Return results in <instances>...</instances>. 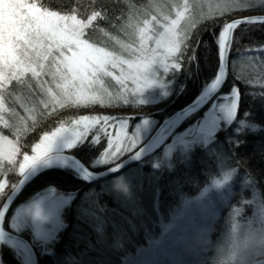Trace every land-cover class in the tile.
<instances>
[{
	"label": "trees",
	"instance_id": "trees-1",
	"mask_svg": "<svg viewBox=\"0 0 264 264\" xmlns=\"http://www.w3.org/2000/svg\"><path fill=\"white\" fill-rule=\"evenodd\" d=\"M31 1L61 15L75 14L78 19H86L93 11L100 12L101 15L85 30V38L94 46L122 55L127 53L125 47L136 43L138 30L144 23L168 22L187 3L181 27L187 30L189 39L184 48L182 46V66L178 64L176 69L168 70L158 68V78L165 84L167 94L156 104L157 113L150 116L156 120V126L189 104L216 78L222 26L238 15L264 12V0H248L246 8L233 9L223 15L216 11L218 0H204L209 6L208 11L196 4V0ZM262 45L264 22L242 24L235 29L229 53V74L221 91L189 115L156 152L134 165L141 168L140 175L133 181L138 184L134 191L135 204H122L98 185L120 176L133 166L95 183L81 178L67 166L51 167L38 174L21 192L5 214L3 227L16 232L10 224L13 211L21 203L37 198L44 190L74 195V203H79L80 207L82 196L94 187L95 194L87 197L91 201L92 216L89 220L82 219L77 206L76 210L74 206L65 212L68 225L48 243L33 240L29 229L16 232L31 242L38 264H128L130 261L132 264H206V256L194 243L199 231L200 235L215 240L225 215L230 214L233 208L243 206V199H256V204L244 207L246 214L252 213L264 200V61L252 52ZM247 59L253 63L251 67L244 68L242 64ZM24 80L27 82L25 85L12 81L0 89L5 99L4 121L14 126L6 128L0 122V135L17 139L25 154L31 153L44 134L51 133L60 125L71 126L79 117L90 116L103 106L93 103L54 104L30 74ZM27 84L31 85V95ZM233 104H238V109L234 110ZM222 106L229 108L227 113L220 114ZM9 109H14V112ZM126 119L130 122L131 132L132 125L140 117ZM205 120L208 125L204 135L209 139L190 147L186 160L182 161L175 153L171 167L165 163L158 164L157 168L150 166V159L154 158V161L160 156L174 135L186 128L203 127ZM96 135L99 133L91 130L64 151L76 156L93 171L114 165L129 154L95 164L107 147V137L101 133V141L97 143ZM19 158L15 163L0 160V181L17 183L21 177ZM227 173H233L234 177L216 194L211 193L213 196L208 195L210 198L197 201L189 200L191 204L183 206L184 198L197 197L212 179ZM154 174L157 181L152 193H148L153 199H149L144 195L154 182L150 177ZM207 200L217 203L213 204L211 211ZM180 206L184 207L182 214ZM201 210L203 212L200 213ZM207 210L212 219L207 217ZM197 213L201 217L194 222L192 219ZM99 219L105 221V226H102L107 235L116 232L113 237H117L119 248L115 247V239L114 244L108 247L101 244L100 233L94 230ZM168 221L173 222V228L163 230L164 234H151L152 225L160 227L159 224H167ZM0 264H26L25 254L17 246L0 240Z\"/></svg>",
	"mask_w": 264,
	"mask_h": 264
},
{
	"label": "snow or ice",
	"instance_id": "snow-or-ice-1",
	"mask_svg": "<svg viewBox=\"0 0 264 264\" xmlns=\"http://www.w3.org/2000/svg\"><path fill=\"white\" fill-rule=\"evenodd\" d=\"M247 2L248 0H218L216 11L223 15L232 12L233 9H244L247 7ZM187 7L185 3V11ZM100 15V12L93 11L86 19H78L75 14L61 15L59 12L49 11L43 5L30 3L29 0H0V89L4 88L5 82L16 81L25 85L27 82L24 77L30 74V78L38 82L40 90L49 95L54 104L81 102L103 104L105 98L110 104L113 100L127 103L128 99L122 93L113 96L105 86V77L113 76L114 70L119 69L120 74L115 76V79L121 89L126 91V81L129 79L137 85L142 79L146 83V73L154 64L159 63L166 70L176 69L178 64L182 66L180 63L182 50L189 39L187 30L181 27L184 12L178 11L176 18L164 25V32L157 40L158 47L164 50L160 55H156L155 50L144 46L145 40L152 39L147 35V31L151 29L140 30L141 43L137 50L140 55L136 61L125 60L114 52L95 47L88 42L85 38V30ZM155 19L153 17V20ZM249 22L264 21L235 20L224 24L222 26L224 34L220 38L221 45L225 43L224 37L228 32H232L240 23ZM44 77L51 79L45 80ZM45 85H54L55 91L51 86L45 87ZM27 87L31 95V85L27 84ZM140 90L142 89H136L137 92ZM232 108L238 109V104H233ZM4 111L5 99L0 92V122H3L6 128L14 127L4 121L2 115ZM9 111L14 112V109ZM96 125H99L96 130L99 135L95 136L97 143L101 141V133L107 137V147L102 152L105 159L115 160L122 153L126 154L130 150L137 149L138 145L134 137L129 136L125 131L128 125L121 117H82L71 130L74 135L81 136L89 133ZM109 127L118 128L114 137L108 131ZM68 131L67 128H59L50 137L45 135L43 147L37 145L33 149L35 155L30 157L25 154L23 163L19 165L21 177L27 169L48 155L57 137ZM4 144L9 148L6 153L3 149ZM17 152L18 148L6 136L0 135V153L7 156L9 163H15L13 157ZM228 178L226 176L224 181H217V185L227 182ZM14 188L15 185L12 186V191ZM3 189L4 184L0 183V194L3 193ZM241 204L243 206L233 208V212H242L244 207L256 204V199H243ZM2 218L3 213H0V219Z\"/></svg>",
	"mask_w": 264,
	"mask_h": 264
},
{
	"label": "rangeland",
	"instance_id": "rangeland-1",
	"mask_svg": "<svg viewBox=\"0 0 264 264\" xmlns=\"http://www.w3.org/2000/svg\"><path fill=\"white\" fill-rule=\"evenodd\" d=\"M29 2L35 3L31 0H29ZM196 4H198L200 7H204L205 10L207 11L209 10V6L204 3V0H196ZM178 11L185 13V10L183 7L182 9ZM257 13H264V12H257ZM257 13L253 12V13H248L246 15L257 14ZM238 16H243V15H238ZM175 18H176V15L172 19H175ZM171 20H169L168 22L148 21L147 24L144 23L138 30V39L136 40V43L133 46L125 47L127 49V53L125 55L118 54V53L116 54L120 55L125 60L136 61L137 57L140 55V53L137 50L139 49L140 43H141L140 41V30L141 29H145V30L151 29V31H147V35L152 37V39L145 40L144 46L146 48H151L155 50L156 55L162 54L164 50L163 48L158 47L157 40L160 39V34L164 32V25L168 24ZM252 52L254 53L253 55L260 57L264 61V45L257 47V49H253ZM142 62H147V61H142ZM252 63H253L252 61L247 59L242 65L244 68H249L251 67ZM158 68H164V67L163 65L157 63V64H154L150 68V70L146 73V78H147L146 83L143 81V79L141 80V83L139 85L133 83L130 79L127 80L126 81V91L124 89H121L120 85L117 83L115 79V76H118L120 74L119 69L114 70L113 76L105 77V86L108 88V91L113 94V96H118L122 93L125 97H127L128 102L118 103L116 100H113L110 104L108 99L105 98L104 103L100 104V105H103L102 108H99L98 110L94 111V113L90 116L121 117V119L124 120V122H126L128 125L125 131L127 132L129 136L134 137L137 145L144 142L156 129L157 127L156 120L150 116L140 117L139 121H137L135 124L132 125L133 131L129 132L130 122L126 118L136 113H147L151 111H156L157 109L156 104L159 101H161L163 97L167 94V90H166L167 88L165 87V84L161 83L160 78H158ZM45 79L50 81L51 78L45 77ZM211 83L208 86H206L203 89V91L207 90V88L211 85ZM6 84L7 82H5V85ZM47 86H51L53 88V91H55L54 85H46L45 87ZM137 88H141L142 90L137 92L136 91ZM48 98L50 99V96ZM78 104H84V102H81ZM95 104H99V103H95ZM228 110L229 108H226V106H222L219 108L220 114H225L228 112ZM213 115L215 116V113ZM90 116L88 115L81 116L79 117V119H77V121L80 120L82 117H90ZM77 121H75L71 126L60 125L57 128V129L67 128L69 129V131L57 137V139L55 140L52 146L51 151L48 154L53 153V152L64 151L70 146H72L73 143L87 136L88 133H85L81 136H76L73 134V131L71 129L75 127ZM207 125H208V121L205 120L203 127L186 128L179 134L174 135L172 141L169 144H167L165 148H163L160 156H157V158L155 157L154 161H153L154 158L150 159V166L152 168H155V167L157 168L158 166H160L158 164L165 163L166 165L171 167L172 166L171 161L175 153L182 161L186 160L187 151L190 147L194 146L196 143H199V142H206L207 139H209L207 135H204V130L207 129ZM98 127L99 125H96L91 130H97ZM170 128L171 126L166 128L160 134L159 136L160 139L163 138L167 134ZM57 129L52 131L51 133L44 134L42 138L37 142V144L33 147V149L36 148L37 145H41V147H43L42 142L44 141L45 135H48L50 137L52 133H55L57 131ZM108 131L111 132L114 137L116 132L118 131V128L109 127ZM8 140L11 141L18 148L17 154L13 157L14 161H16L18 157H20L19 158L20 163H23V156L25 155V153L22 152L19 141L13 138H8ZM3 149H4V153H6L9 150L8 145L4 144ZM33 149L31 153L27 154L30 157L36 154L35 152H33ZM131 151L132 150H130L129 153ZM4 153H0V160L8 161V158ZM122 155L123 153L121 154V156ZM109 161L111 160L105 159L103 155L101 154V156L96 160L95 164H103ZM133 167L124 171V173L121 174L120 176L113 177V178L111 177V179L105 180L104 183L100 182L98 185L101 188H104L108 193H110L117 201H120L122 204L124 205L135 204V192L134 191L136 190V187H138V184L134 183L133 181L134 180L136 181V179L140 175L141 168L138 166L134 168ZM226 176L229 177L227 182H223L218 186L216 182L224 181ZM150 177H153L154 182H151V184L149 185V188L145 191L144 196L146 198L153 199L150 195H148V193L150 194L152 193V190H154L155 182L157 181V176L154 174V175H150ZM233 177H234L233 173H227V174H224L223 176H220L218 179H212L209 182V184H207L206 186L202 188L201 192L198 194L197 197L195 198L193 197L191 199L184 198L182 200L183 206L190 205L191 203L189 202V200L197 201L205 197L210 198L209 196H211L212 194H216V192L222 189L224 186H226L229 183V180H231V178ZM0 183L4 184L3 193L0 198V206H1L6 195L10 192V190L12 189V186L15 184H11L8 181H0ZM95 191L96 190L93 187L88 192H86L81 198L82 199L81 201L83 202L79 207V203H74V198H75L74 195L58 193L53 189L44 190L37 198L30 200L28 202H25V203H21L15 208L10 218L11 227L16 232H19L24 229H29L31 231L33 240L37 242L48 243L53 237H55V235L61 229H63L65 226L68 225V222L65 219L66 210L71 211V209L74 208V206L76 210V206H77L78 214H80V217L82 219L89 220V218L92 216V213L90 212L91 201L87 197L94 195ZM228 196H230V194ZM207 201L206 202L208 203V206L210 208L208 210L211 211V208L214 207V205L217 203L214 200H213V203L211 202V200H207ZM187 208L188 207H185V209ZM183 209L184 207H182L181 210L179 211L180 214L183 213ZM203 210H201L200 213L203 212ZM209 213L207 214V217L212 219L211 213L210 214ZM215 216H216V213H215ZM198 217L199 219L201 217L199 213L196 214V216L192 219V221L195 220L194 222H196L198 220L197 219ZM96 225H97V222H96ZM102 225L105 226V221H103L102 219L101 220L99 219L98 225L94 226V230L100 233L101 244L108 247L109 245L114 244V239H115L116 241L115 247L119 248L118 247L119 245L116 240L117 237L116 236L113 237L114 236L113 233H115L116 235V232L113 231L112 235H107L108 233L105 229H103ZM159 225L160 227L156 226L155 224L152 225V228L150 229L151 234H164L163 230H167V228L169 229L170 227L172 228L174 227L173 222L171 221H168L167 224H159ZM80 230L83 231L82 228H80ZM199 233L201 232L199 231ZM25 263H26V256H25ZM132 263H133L132 261L128 262V264H132Z\"/></svg>",
	"mask_w": 264,
	"mask_h": 264
},
{
	"label": "water",
	"instance_id": "water-1",
	"mask_svg": "<svg viewBox=\"0 0 264 264\" xmlns=\"http://www.w3.org/2000/svg\"><path fill=\"white\" fill-rule=\"evenodd\" d=\"M235 20L264 21V13L237 16L229 20L227 23L233 22ZM242 24L247 23H240L239 25ZM235 29L232 32H228L226 34V36L224 37L225 43L223 45H221L220 43L219 68L217 76L212 81L211 85L207 88V90L203 91L199 96L193 99L186 106L182 107L181 109L166 117L156 127L153 133L141 145L137 147V149L131 151L128 155H126L116 164L111 165L100 171H93L89 169L76 156L67 151L53 152L48 154L46 157L42 158L31 168L27 169L23 174V177H20L17 183L15 184L14 190L12 191L11 189L10 192L6 195L3 203L0 206V213H3V218L10 206L17 200L21 192L28 186V184L38 174L48 168L67 166L71 168L75 173H77L81 178L95 183L107 177L119 174L120 172L126 170L131 166L136 165L137 163L154 153L167 140H169L171 135L177 130V128L189 115L193 114L200 107L212 100L223 88L229 74V53ZM223 34L224 30L222 32V35ZM156 113L157 111H151L147 113H136L130 115V117H146L155 115ZM169 126H171V128L169 129L167 134L163 138H161L160 141H157L160 134ZM137 152H139V154H137ZM3 218L0 219V240L15 245L20 250H22L26 256V264H38L37 254L31 242L21 234L13 232L3 227Z\"/></svg>",
	"mask_w": 264,
	"mask_h": 264
},
{
	"label": "clouds",
	"instance_id": "clouds-1",
	"mask_svg": "<svg viewBox=\"0 0 264 264\" xmlns=\"http://www.w3.org/2000/svg\"><path fill=\"white\" fill-rule=\"evenodd\" d=\"M194 243L206 264H264V200L250 214L225 215L215 240L197 234Z\"/></svg>",
	"mask_w": 264,
	"mask_h": 264
},
{
	"label": "bare ground",
	"instance_id": "bare-ground-1",
	"mask_svg": "<svg viewBox=\"0 0 264 264\" xmlns=\"http://www.w3.org/2000/svg\"><path fill=\"white\" fill-rule=\"evenodd\" d=\"M161 139H160V137H158V140L157 141H160Z\"/></svg>",
	"mask_w": 264,
	"mask_h": 264
}]
</instances>
